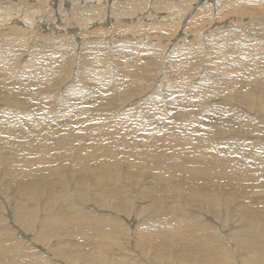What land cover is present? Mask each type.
Masks as SVG:
<instances>
[{"label":"rangeland","instance_id":"rangeland-1","mask_svg":"<svg viewBox=\"0 0 264 264\" xmlns=\"http://www.w3.org/2000/svg\"><path fill=\"white\" fill-rule=\"evenodd\" d=\"M12 1L17 4V0ZM169 1L172 3L177 1L180 5H185L186 3L183 1L187 0ZM33 2L35 3L36 0H33ZM86 7V5L83 6V8ZM173 8L176 7L173 6ZM19 9L21 13L26 12L23 7H20ZM164 9H157L153 12L158 20L156 24L161 23L163 16L177 14L175 10L167 11L166 8ZM219 9L220 11L217 12L210 6H204L196 13L200 15V21L202 22L213 15H220L217 19L223 17L228 24L230 21L236 20L246 22L247 24L245 26L247 27L243 26L241 29L246 31L247 35L245 36H248L244 37L246 40V42H244V50L246 48L252 50L251 45L254 49L258 45V47H260L256 37H258V39L259 37H262L261 28H264V1L246 0L242 7L236 8V12L229 10L227 6H220ZM68 10L71 11L77 9L70 8ZM84 11L85 10H83V13ZM250 11L254 12L253 17H258L259 19H255V22L248 24L250 20L249 17H245L244 20H242V16L243 12L250 14ZM187 12H191L190 15H193L192 9L189 8ZM26 14L28 19H38L47 15L45 13L44 5H41L35 13L28 14L26 12ZM190 15L188 16V19H190ZM106 19L109 20V18ZM188 19L183 20L185 23L184 25H186V23H189L190 25L192 19L190 22ZM1 20L0 17V48H11L23 52H29L35 49L39 44L47 42L48 37L52 34L57 35L61 33L59 30L50 29L41 34L36 32L33 28L23 25L21 26L22 30L17 31L16 28L11 27V24H5V22H1ZM99 20L100 19L91 20L89 24L78 28L79 38H73L71 40V43L75 48L76 56L73 61V66L76 67L81 54L96 52L101 56L103 62L106 63L109 68L111 67V69L114 70L118 61H122L128 57L127 54H132V49H138L141 51L143 54L140 55L139 53L138 55L144 59L148 56L150 50L159 47V45L163 46L168 39L167 44L169 47H164L167 52L172 47L171 41L174 43L176 42L177 32L180 34L179 28H181L180 26L176 33H174V31L172 32L173 29H171L170 32L169 27L166 29L167 26H170V22H168L165 23V25H157L158 28L156 27L157 29H155L153 27L156 25L155 23L146 19H140V22L133 23L137 24L133 28L135 29V34L127 32V27L124 23L111 24V21H109L102 24ZM141 23L146 25H142ZM120 25L122 27H119ZM214 25L215 24H213V26ZM109 26L112 27L110 29V31L112 30L111 32L109 31ZM253 26H256L254 30ZM245 28H248V30H245ZM219 32L220 31H218V33ZM235 34V37H240L239 33ZM241 35L243 36L244 33ZM231 36L233 35L231 34ZM150 38H152V40H155L154 38H156L157 41L153 43ZM189 38H192V36H189ZM240 38H236L237 42H235V44H239L238 40H240ZM122 40L128 41L126 46L122 44ZM142 41L151 43L147 47H143ZM187 43L188 40L186 38V40L179 42L178 44L175 43V47L180 49L181 45ZM204 45L205 47L207 45L209 46V43L205 42L204 39L201 44L197 41L196 48H204ZM173 51L174 50L171 52ZM145 54H147V56ZM186 55L191 57L189 51ZM173 59V62L177 63L182 58H176V56L173 55ZM148 61H150V59H148ZM203 67L204 65H197L186 74L185 78L183 77L184 79L181 82L173 83V86H165L162 90L157 87V96L159 97L158 103L161 104L163 101L164 90L173 98H179L183 95V97L186 96V99H188L186 93L187 89L190 90L191 87L189 86L192 83L193 85L196 84L194 83L196 76L199 77V73H201L202 70L205 71ZM111 69L110 71L113 72ZM147 69L146 74H149L150 71L152 72V66L147 67ZM232 73L245 75L242 80L246 86L235 84L229 78L227 79V84L239 88L236 90H247L250 88V86H247L248 84L260 82V79H252L251 74L246 70H239V66L233 68ZM177 76H179V78L182 77L179 73L175 74V78L179 79ZM70 77L66 78L67 82L70 80ZM159 78H162V76ZM189 80H191V82ZM66 81L65 83L67 85L68 83ZM148 82V80H145V85L142 87V92L139 95L141 97L143 94L142 97L144 99L139 98V96H133L131 98L134 102L133 106L130 105L122 108L120 105L113 102V106L103 107V113H100L103 114L101 116L102 121L100 118L98 119L99 115H95V120L91 122V126H96L101 122L100 125H98L102 128L100 129L101 133H98L99 131L97 130H93L91 131L92 136H83L82 131H84L87 126V119L86 121L81 120L83 121L81 122L79 116L76 115L74 110L77 109L79 105L84 104L88 106L89 103H91V98L92 100L93 98L95 100L96 96H99V89H94V91L93 89H78L80 86L78 85V88L76 87L77 92L72 98L75 102L70 108V110L73 108V110H71L73 112L70 111L67 113V117L63 115L61 118L57 112L54 113L50 111V107H45L44 109L39 106V104H35V106H24L25 108L23 109L25 113H18L19 111L15 109L17 106L14 105L13 107L8 108L0 105V112L2 111V114L0 113V115L5 113L9 114L10 117L14 115V126H18L17 128L13 126L15 128L14 136H6L3 139L0 137V264H199V262L194 261L205 255L203 250L201 253H195L194 249L191 248L195 246L186 240H179L178 244H175L174 242V240L180 238L177 237L178 232L183 233V224L184 227H187L185 228L187 235L192 234L190 237L193 239L196 237V241H203L204 243L210 244L213 250L223 251L220 257H222L225 263L222 264H258V262L262 260V254L255 248H242L236 246V243H233V236H235V233L240 228L239 226H241L239 231L244 230L247 234L250 232L254 235L256 234L254 233V229L263 231L261 226L263 224L258 223L249 228V225L251 224L246 225L241 219H227L226 215H224L228 214L227 209H225L224 206L226 204L217 201L216 204L208 203V205H203L201 201L203 199L188 197L193 190L196 191L195 188H198L196 194H203L206 197V192L209 189V186L202 187L199 183L194 182V186H197L193 188L191 187L192 185H188V181H186L183 185H179L167 192L166 195L171 199L168 202L159 201L150 193H147L150 189L157 188L161 181H169L170 178V181L181 180L179 179V175L182 173L186 175L188 174V171L184 168L188 165L187 160L189 156H192L195 158L199 157V160H201L200 157L204 158V164L206 161L211 162V169L215 173L222 172V168L226 169L228 172L224 175L228 176V179L226 178L227 182L230 183L232 178L238 179L239 183L234 185V187L233 185H230L231 188L228 183L227 185L229 187L225 186L226 188L234 190L238 196L224 194L216 195L220 200L231 199L233 197L232 199L235 200L232 201L233 203L231 202L232 206H235L236 201L237 204H242L243 202L246 203L247 198H254L252 199L253 202L254 200L264 201V175H257L259 166L264 163V132H261L254 127V124L257 123H255L256 118L251 115L253 112L251 111V114L245 112L247 110L246 108L243 109L245 111H242L245 115L253 117V121L245 124L219 126V130L223 132L224 136H200L197 140V136H193V134L189 133L191 130L189 131V129L185 128L183 123H180L182 125L175 126L171 121L172 115L164 117L161 123H159L158 120L153 121L152 119L146 118V116L150 117L152 115L154 105L146 102L145 98L150 97V95L155 93L154 89L156 88L155 84L153 86L154 82ZM238 82L240 83L239 80L236 83ZM66 85L64 84L63 87H67ZM207 85L210 86V84ZM175 86H178L179 88L174 89L173 87ZM198 89L201 90L202 87L199 85ZM85 93H93L94 96L89 97L88 95H85V97H82ZM21 94L24 95V93ZM0 96H2L1 92ZM219 96L221 95L219 94ZM200 97L201 96L199 95V103L201 104H198V108L196 106L197 109L195 114H199L200 110L202 111L204 108L206 109V106L207 108L210 107L212 101H214L209 97L207 99L210 100V103L207 104L205 103L206 98L201 102ZM65 102L66 100L64 103ZM191 102L190 100H187V103ZM127 108L130 109L128 112ZM37 109L41 110L39 111L40 113ZM116 109H121V112L114 115ZM218 109L220 110V108ZM96 111L99 113L98 110ZM122 112L129 114V116L134 117V119H131L132 121L129 123L131 126L130 128L126 129L123 126L122 130H125L126 133L121 140L120 136L114 139L116 142L113 145L123 147L124 142H131L132 140H134V142L137 141L141 145V147H139L140 150L143 149L151 154V157L147 161L139 163L141 167L138 163L134 166L132 164H126L125 166H118L115 171L112 170L109 174H106L103 172H107V165L100 164L97 168L98 170L94 172L88 170L87 172V167L84 166L93 164L91 161L94 160L91 158L87 160V158L90 157L89 154L95 149V146H92L91 149L90 147H87V149L86 147H79L76 150H71L72 153L78 154V152H80L81 155V158L76 159L74 162L65 160L69 150L65 152L58 151L59 147L55 145L56 139L61 137L59 136L61 134H68L69 131L74 132L76 136H82L79 138L80 143H83L82 139L88 141L91 138L97 139L99 137H103L105 140H110L107 138L109 135L108 131L113 124H118L117 126L119 127V122H121L120 114H122ZM186 114L189 113L187 112ZM23 115L27 116L24 117ZM103 116L105 117L103 118ZM204 117L205 116L203 115L202 117H198V121L203 122ZM31 118L32 120H30ZM89 118H91L90 115ZM167 118L170 119L168 120ZM227 120L230 119L227 117ZM257 121L259 122L257 127L264 128V118L258 117ZM16 123H18V125H16ZM27 123H29V125ZM185 125L191 127L188 123H185ZM240 127H246L249 130L254 131L256 134L250 133L246 130L244 136H230L234 129H239ZM172 128L177 130L178 138L171 141L170 143L172 144H166L167 137L165 135H168L167 132ZM27 130L28 132L36 134L31 136L32 138H41V143L44 142L47 144L50 158L43 153H38L33 150L25 149L18 151L10 148H1V146L7 144L9 139L13 140V138H15L14 141L19 143L24 142L25 145L27 141H24L22 136H27L25 135ZM163 130L165 132H163ZM115 131L118 132V130ZM152 131H156L154 134L155 136H163L159 137L165 143V146H163L162 149H156L149 144V141L146 142L144 140L146 139V137H144L146 136L145 134ZM16 133H18V136H15ZM140 133L143 136H139ZM223 138L227 139L228 142L235 147L234 152L227 156L218 154L214 150L219 140ZM207 141L209 145H207ZM61 143L62 142H60V144ZM207 146H210V148H207ZM85 154L87 155L85 156ZM22 156L24 157L22 158ZM225 157L230 159V163L228 165L227 159L224 167L223 160ZM17 159L22 162L23 168L21 170L15 169V173L13 171V173L7 171L8 174L19 173L15 180L10 181L7 174L1 171V168H3V166L12 168ZM24 163L26 165H24ZM198 164L199 163L191 165V168L194 165L198 166ZM73 167L75 168L74 170L72 169ZM188 167L190 166L188 165ZM25 168H28V170ZM73 171H76L77 173H73ZM80 171L81 173H79ZM99 173H101L100 177L104 176L102 179L103 184L100 185H98L97 181L95 183V179L93 178ZM170 174L172 175L170 176ZM40 175H46V177L43 178L44 180L38 178ZM136 175L138 178L135 177ZM173 175L175 176L172 177ZM32 176L33 178L36 177L39 179L38 187H28L25 185V182H29V177L32 178ZM230 176H232V178H230ZM47 177L51 178V180H48L49 178L47 179ZM200 178H204L203 174L200 175ZM46 179L47 181H50V183L47 182ZM213 197L215 200L216 197ZM46 219H52L54 221L50 233L47 232V228H44V223L47 221ZM98 221L99 223L105 222V224L98 227ZM150 224H153V226L150 227ZM98 228L99 232L101 230V233L98 232ZM197 229L199 231H197ZM142 231L148 233L145 232L146 236L144 238L143 235H145V233L142 235ZM210 232H213L214 235H218H211ZM229 233H231V239L229 238L230 236L228 237ZM227 239L230 240L227 241L228 243L226 242ZM245 239L249 240V238ZM189 243H191V247L189 246ZM163 249L166 250L164 251ZM163 252L164 257L161 254ZM3 260L6 261L3 263Z\"/></svg>","mask_w":264,"mask_h":264},{"label":"bare ground","instance_id":"bare-ground-1","mask_svg":"<svg viewBox=\"0 0 264 264\" xmlns=\"http://www.w3.org/2000/svg\"><path fill=\"white\" fill-rule=\"evenodd\" d=\"M245 1L246 0H213V1L187 0V1H183L186 3L185 5L183 4L180 5V3H178L177 1L172 3L169 0L166 1L164 0H158V1L36 0L35 3L33 2V0H17V4H15L12 0H0V15H1L0 17L2 19L1 22H5V24H11V27L16 28L17 31L22 30L21 26L23 25V26H28L29 28H33L36 32L41 34L49 31L50 29H56L59 30V32H61L57 35L52 34L50 37H48L47 42L39 44L35 49L29 52H23L11 48H0V92L2 94V96H0V105L6 106L7 108L13 107L14 105L17 106V108L15 109L19 111L18 113L20 112L25 113L23 109L25 108L24 106L27 105L35 106V104H39V106H41L44 109L45 107H50L51 108L50 111L54 113L57 112V114L60 115L61 118L63 117V115L67 117L68 116L67 113L73 110V108L71 110L70 108L71 105L74 104L75 102L73 101L72 98L73 95H75V93L77 92L78 85H80L78 89L80 88L93 89V91L94 89H99L100 91L98 93L99 96L97 95L95 100L93 98L94 101L91 98V103H89L88 106L84 104L79 105V107H77V109L74 110L76 115L79 116L80 121L81 120L86 121L87 119L86 121L87 126L85 130L82 131L83 136L84 135L92 136L91 131L97 130L99 131L98 133H101L100 129H102L101 126H98L100 125L101 122L96 126H91L92 125L91 122L96 118L95 115H99L98 119L99 118L101 119L102 118L101 116L103 114L100 113H103L102 111L103 107L105 108V107L113 106V102L117 103L122 108L130 105L133 106L134 102L131 100V98L133 96L135 97L141 94L142 92L141 89L145 85V80H148L151 83L154 82L153 86L155 84L156 88L154 89L155 93L150 95V97L145 98L146 102H149L152 105H154L152 115L150 117L146 116V118L152 119L153 121L158 120L159 123H161L164 117H168L169 115H172L173 119L171 117V121L174 123V125L175 126L182 125L180 123H183L185 128L189 129V131L191 130L192 132H194L192 133L190 131L189 133L193 134V136H197L196 137L197 140L199 139L200 136H224L223 132L219 130L218 128L219 126L245 124L247 122L253 121V117L256 118L255 123L259 124L257 118L258 117L264 118V51H263L264 28H261L262 37H259V39L258 37H256L260 44V47H258L259 45L258 46L256 45L257 47L254 49L253 46L250 44L252 50H249V48H246L244 50L243 48L244 42H246L244 37H248V36H245L247 35V32L241 29L243 26L247 24L246 22H243L241 20H236V21H230L228 24L225 21L226 19H224L223 17L217 19V17L220 15L210 16L209 19L202 22L200 21V15L196 13L204 6H210L214 8L215 11L217 12L220 11L219 9L220 6H227L229 10H233L236 12L237 11L236 8L242 7L245 4ZM41 5H44L45 13L47 15H44L43 17L38 19H28L26 12L28 14L35 13L37 9L40 8ZM85 5L87 7L83 8V6ZM173 6H175L176 8H173ZM20 7H23L26 10V12L21 13L19 9ZM70 8H74L77 10L69 11L68 9ZM164 8H166L167 11L175 10L177 14L174 15L170 14L163 16L161 23L156 24L158 20L156 19L153 12H155V10L157 9H164ZM189 8L192 9L193 15H190L191 12H187ZM83 10H85L84 13ZM253 14H254L253 11H250V14L243 12L242 20H244L245 17H249L250 20L248 24L255 22V19H259V18L253 17ZM189 15L191 16L190 19H188ZM106 18H109V20ZM97 19H100L99 21L102 24H105L109 21H111L110 22L111 24L124 23L126 24L127 32H131L135 34L136 32L135 29L133 28L137 24H133V23L140 22L139 21L140 19H144V20L146 19L148 21H152L153 23L156 24L153 26L155 29L158 28L157 25L159 26L165 25V23L170 22V26L166 27V29L168 27L170 28V32L171 29H173L172 32L174 31V33H176L177 29L181 26V28H179L180 30L178 29L180 31V34L179 32H177L175 43L178 44L179 42H182L187 38L189 45L188 43L183 44L180 46V49H178L177 47H175L176 46L175 43L171 41L172 47L166 52L165 48L169 47V45L167 44V40H168L167 39L166 42L163 44V46L159 45V47L150 50L148 56L147 54H145L147 57H145L144 59L138 55L139 53L140 55L143 54L141 51H139L138 49H132V54L131 55L127 54L128 57H126L122 61H118L117 63L118 67L116 66L114 70H112L111 67L109 68V66L103 62L101 56H99L96 52H88L81 54L80 58L78 59V63L76 64L75 67L73 66V61L76 57L75 48L72 45L71 40L73 38L75 39L79 38L78 28H80L81 26L84 27V25L89 24L91 20H97ZM187 19L189 22L192 19L190 25L189 23H186V25H184L185 23L183 22V20H187ZM213 24L215 25L213 26ZM142 25H146V24H142ZM119 27L122 26L120 25ZM111 28L112 27L109 28V31ZM255 28L256 26H253V30ZM245 30H248V28H245ZM218 31L220 32L218 33ZM235 33H239V36L242 38L235 37L236 35ZM243 33L244 35L242 36L241 34ZM231 34L233 36H231ZM189 36H192V38H189ZM236 38L237 39L240 38V40H238L239 44H235V42H237ZM154 39L155 40H152V38H150L151 42L154 43L157 41L156 38ZM203 39L205 42L209 43V46L207 45L206 48L204 45V48L202 47L196 48L197 41H199V43L201 44ZM127 43H128L127 40H122V44L124 46H126ZM150 43H146L142 41L143 47L145 46L147 47L148 45H150ZM211 47L214 49H212ZM172 50L174 51L171 52ZM188 51L190 52L192 58L186 55ZM173 55L176 56V58L181 57L182 59H180L179 62L175 63L173 62L174 60ZM148 59H150V61H148ZM197 65H204L203 68L205 71H203L201 68L202 72L199 73L200 76L199 77L196 76L195 78L194 81V83H196L195 85H193V83L190 85L189 83L190 85L189 87L191 88L190 90L187 89L186 92L188 99H186V96L183 97V95L182 97L179 98L178 97L173 98L164 90L163 101L161 102V104L158 103L159 97L157 96V87H159L162 90V88L164 89L165 86L167 87L170 85L173 86V83L181 82L185 78L186 74L190 70L194 69ZM149 66H152V72L150 71L149 74H146L148 70L147 67ZM237 66H239V70L244 69L249 74H251L252 79H260V82L255 84H248L247 86H250V88L247 90H236L239 88L227 84L226 81L229 78L235 84L246 86L244 85L242 80L243 76L245 75H240V74L237 75L232 73V69ZM110 69L113 72H111ZM178 73L179 75L181 74L182 76L181 78L177 76L179 79L175 78V74ZM160 76H162V78H159ZM67 77H70V80L68 82L66 81ZM238 80L240 81V83L239 82L236 83ZM65 81L68 83L67 85ZM189 81L191 82V80ZM64 84L67 87H63ZM207 84H210V86ZM199 85L200 87H202L201 90L198 89ZM173 88L176 89L179 87L175 86ZM21 93H24V95H22ZM219 94L221 96H219ZM85 95H88L89 97L94 96L93 93H88V94L85 93L84 96L82 97H85ZM142 95L141 97L139 96V98L144 99ZM199 95L201 96L200 97L201 102L204 101V99L206 98L205 103L209 104L210 100L207 99L209 97L211 98V100L214 101H212L210 107L207 108L206 106V109L204 108L202 111L200 110L199 114L198 113L195 114L196 109L201 104L199 103ZM65 100L66 102L64 103ZM187 100H190V102L192 101L191 102L192 104L187 103ZM218 108H220V110ZM245 108L247 109L246 111L243 110ZM96 110H98L99 113ZM129 110L130 109L127 108V112ZM39 111L41 110H38V112ZM242 111L248 113L252 111L253 113L250 114L253 115V117L245 115V113H243ZM118 112H121V109H116L114 115H117ZM125 112H122V114H120L121 122H119V127L117 126L118 125L117 123H116L117 125H114L112 120L113 125L111 129H109L108 131L109 135L107 136V138H109L110 140H105L103 139V137H99L97 139L91 138L88 141L82 139L83 143H80L79 138L82 136H76L74 132L69 131L68 134H64V135L61 134L59 135L61 137L56 139L55 145L59 147L58 151L65 152L69 150L65 160H68L69 162H74L76 159L81 158V155L80 152L76 154V153H72L71 150H76L79 147H86V149L87 147H90L91 149L92 146H95V149L91 151L89 154L90 157L87 158V160L90 158L94 160L91 161V163L93 164L84 166L87 167L86 168L87 172L88 170L92 172L98 170L97 168L98 166H100V164L107 165L108 168L106 169L107 172H103L106 174H109L112 170L115 171L118 168V166L121 167V166H125L126 164L127 165L132 164L134 166L138 163V165L141 167L139 163H143L147 161L151 157V154H149L147 151L143 149L140 150L139 147H141V145L137 141L134 142V140H132L131 142H124L123 147L118 145H113L116 142L114 141V139L120 136V140H121L124 134L126 133L125 130H122L123 126L126 129L130 128L131 126L129 125V123L132 121L131 119H134V117L129 116V114ZM187 112L189 114H186ZM89 115L91 116V118H89ZM202 115L205 116L204 121L200 122L198 121V117H202ZM23 116L26 117L27 115H23ZM14 117H15L14 115L10 117V115L7 113L0 115V137L2 139L5 138L6 136H14V132H15L14 129L18 127V126L16 127L14 126L15 125L14 123L15 119L13 120ZM104 117L105 116H103V118ZM227 117L230 120H227ZM167 119L169 120L170 118ZM30 120H32V118ZM185 123L190 124L191 127L185 125ZM27 124L29 125V123ZM257 124H254V127L260 130L261 132H264V128L257 127ZM16 125H18V123H16ZM115 130H118V132H116ZM246 130L249 131L250 133L256 134L254 131H251L246 127H240L239 129H234L230 134V136H239V135L244 136L246 134L245 133ZM163 132L165 131L163 130ZM155 133L156 131L146 133L145 134L146 136H144L146 137V139L144 140L146 142L149 141V144L154 146L156 149H162L163 146H165V143L159 137H163V136H155L154 135ZM167 134L168 135H165L167 137L166 144H172L170 142L178 138L177 130L175 128L174 129L172 128L170 131L167 132ZM25 135L27 136H22V139H24V141L25 140L27 141L25 145L24 142L23 143L16 142L14 141L15 138H13V140L9 139L7 144L1 146V148H6V149L10 148L18 151H22L25 149L31 151L33 150L38 153H43L48 158H50L48 146L44 142L41 143L42 142L40 141L41 138H32L31 136L36 134L33 132H28V130L25 133ZM15 136H18V133H16ZM139 136H143V135H141L140 133ZM60 142L62 143L60 144ZM206 143L207 145H209L208 141ZM207 148H210V146H207ZM214 150L218 154L227 156L234 152L235 147L233 144L228 142L227 139L223 138L219 140ZM86 155L87 154H85V156ZM23 157L24 156H22V158ZM200 158L201 160H199V157L195 158L189 156L187 160V164L190 167H188L187 165V167L184 168L185 170L188 171V174L187 175L183 173L180 174L179 179L181 180L170 181L171 179L170 178L169 181H161L160 185L157 188L150 189L147 193H150L153 197H155L159 201L168 202L171 199L166 195L167 192L170 189L178 187L179 185H183L186 181H188L187 182L188 185L191 184L192 185L191 187L193 188L197 186V185L194 186V182L199 183L200 186L202 187L209 186V189L206 192V197L203 194H196L198 188H195L196 191L193 190L188 195V197H197V199L198 198L203 199L201 200L203 205H208V203L216 204L217 201L226 204L224 206L225 209H227L228 214H224V215H226L227 219L228 218H232L233 220L241 219V221L246 225L251 224L249 225V228H251V226L253 225H257L258 223L263 224L261 225L263 231L254 229V233H256L254 235H252L250 232L247 234L246 231L244 230L239 231V229H241V226H239L240 228L235 233V236H233V240H234L233 243H236V246L242 248H248V247L255 248L258 252L262 254V260L259 261L258 264H264V204H262L264 203V201L254 200L253 202L252 199L254 198H247L246 203L240 202L242 204H237L236 201L235 206H232L231 202L235 200L232 199L233 197L231 199L228 198L226 200H220L216 195L224 194V195L238 196L234 190L225 187L228 185L229 186L233 185L234 187V185L239 183L238 179H233L232 176H230V178H232V181H230V183L227 182L228 176L224 175L228 172L226 169L222 168V172L215 173L211 169V162L206 161L204 164V158L202 157ZM227 159H228V165L230 163V159L228 157H225V159L223 160L224 167L226 165ZM197 163H199L198 166L194 165L191 168V165ZM24 165L26 164L24 163ZM22 168H23L22 162L20 160L18 161L17 159V161L14 162V166L12 168H7V166H3V168H1V171L7 174L8 179L12 181L18 177L19 173L8 174L7 171L14 172L15 169L21 170ZM25 169L28 170V168ZM72 169L74 170L75 168L73 167ZM74 172L76 171H73V173ZM79 173H81V171ZM100 174L101 173L93 177L95 179V183L97 181L98 185L103 184L102 179L104 176L100 177ZM201 174H203L204 177L203 179L200 178ZM46 175H40L38 178L43 179L46 177ZM171 175L172 174H170V176ZM257 175L258 176L264 175V163H262L259 166ZM174 176L175 175H173L172 177ZM135 177H137V175ZM38 178L36 177L33 178V176L32 178L29 177L30 179L29 182L24 181L25 185H27L28 187H38L39 184ZM48 178L49 177H47V179ZM48 180H51V178H49ZM47 182L50 183V181ZM213 196L216 197L215 200ZM204 200H206L207 202ZM99 221H98V227H100V225L102 226L103 224H105V222L99 223ZM53 225H54V221L52 219H49L44 223L45 226L44 228H47V232L50 233ZM151 226H153V224H150V227ZM185 228L187 227H184L183 224V233L178 232L177 237L180 238L174 240V242L175 244H178L179 240H186L191 242L192 245L195 246V247H191V243H189V246L192 249H194L195 253H199V252L201 253V251L203 250V253L205 255L194 262H199V264L225 263L222 257H220L223 251L213 250L210 244L204 243L203 241L200 242L196 241L195 236H194L195 239H193L192 237H190L192 236V234L191 235L186 234ZM197 231L199 230L197 229ZM98 232H99V228H98ZM145 232L146 231L144 232L142 231V235ZM99 233H101V230ZM146 233L145 235H143V238L146 236ZM210 233L211 235L212 234L214 235L213 232ZM217 235L218 234L214 236ZM228 237L231 239V233L228 234ZM245 238H249V240ZM227 241L230 240L227 239L226 242ZM161 254L164 257V252ZM4 261L6 260H3V263Z\"/></svg>","mask_w":264,"mask_h":264}]
</instances>
